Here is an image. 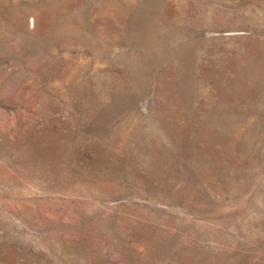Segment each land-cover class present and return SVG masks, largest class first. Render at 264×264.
Instances as JSON below:
<instances>
[{"label":"rangeland","instance_id":"rangeland-1","mask_svg":"<svg viewBox=\"0 0 264 264\" xmlns=\"http://www.w3.org/2000/svg\"><path fill=\"white\" fill-rule=\"evenodd\" d=\"M0 264H264V0H0Z\"/></svg>","mask_w":264,"mask_h":264}]
</instances>
